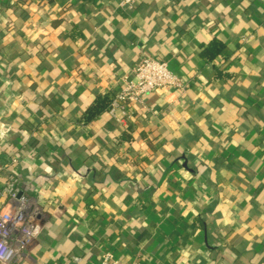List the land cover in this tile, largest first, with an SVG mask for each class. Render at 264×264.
Masks as SVG:
<instances>
[{
    "label": "crops",
    "instance_id": "crops-1",
    "mask_svg": "<svg viewBox=\"0 0 264 264\" xmlns=\"http://www.w3.org/2000/svg\"><path fill=\"white\" fill-rule=\"evenodd\" d=\"M118 1L0 0V126L47 218L24 264H264V0ZM144 55L183 90L79 122Z\"/></svg>",
    "mask_w": 264,
    "mask_h": 264
},
{
    "label": "built area",
    "instance_id": "built-area-1",
    "mask_svg": "<svg viewBox=\"0 0 264 264\" xmlns=\"http://www.w3.org/2000/svg\"><path fill=\"white\" fill-rule=\"evenodd\" d=\"M138 0H119L118 7L130 9ZM243 39L245 37L243 36ZM120 86L115 92L108 115L123 121L134 103H141L150 92L183 90L185 83L172 71L165 60L154 56H142L120 77ZM2 135L9 127L0 126ZM5 135L1 143H6ZM6 153L0 166V264H24L30 261L29 248L45 226L47 218L37 198L26 185L21 171V157L16 147ZM75 262L80 257L74 256ZM99 264H141L139 260L122 262L109 251L102 252Z\"/></svg>",
    "mask_w": 264,
    "mask_h": 264
},
{
    "label": "trees",
    "instance_id": "trees-1",
    "mask_svg": "<svg viewBox=\"0 0 264 264\" xmlns=\"http://www.w3.org/2000/svg\"><path fill=\"white\" fill-rule=\"evenodd\" d=\"M223 44L219 40H213L208 45L203 47L202 55L206 57L208 60L214 59L223 49ZM114 94L106 92L103 94H97L95 95L94 99L88 104V106L85 108V110L82 112V114L79 115V122L81 123H90L92 122L96 117L98 116H104L105 114L108 115L107 110L109 108L110 102L113 98ZM109 116V115H108ZM25 123V121H19V127H22ZM130 130L128 128L122 129V134L124 139H130ZM9 133V132H8ZM13 135L7 136L6 138V144L1 145L0 144V166L2 161L4 160V155L11 152V148L14 147L13 143ZM36 140L31 143V145L35 146ZM19 153V156L21 157L22 154L20 153V150H17ZM2 154V156H1ZM4 154V155H3ZM57 171V170H53Z\"/></svg>",
    "mask_w": 264,
    "mask_h": 264
}]
</instances>
